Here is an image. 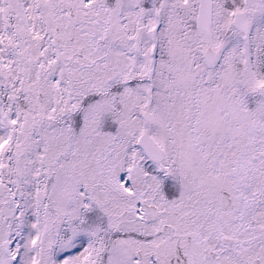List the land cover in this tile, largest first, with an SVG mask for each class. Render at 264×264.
Wrapping results in <instances>:
<instances>
[{"label": "snow or ice", "instance_id": "1", "mask_svg": "<svg viewBox=\"0 0 264 264\" xmlns=\"http://www.w3.org/2000/svg\"><path fill=\"white\" fill-rule=\"evenodd\" d=\"M0 264H264V0H0Z\"/></svg>", "mask_w": 264, "mask_h": 264}]
</instances>
